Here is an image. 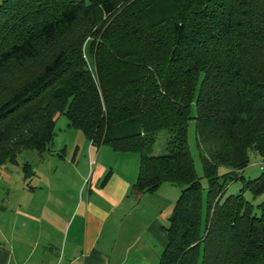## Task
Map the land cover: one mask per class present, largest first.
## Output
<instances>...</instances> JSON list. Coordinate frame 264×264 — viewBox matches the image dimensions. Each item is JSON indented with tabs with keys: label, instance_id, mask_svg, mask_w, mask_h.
Instances as JSON below:
<instances>
[{
	"label": "trees",
	"instance_id": "16d2710c",
	"mask_svg": "<svg viewBox=\"0 0 264 264\" xmlns=\"http://www.w3.org/2000/svg\"><path fill=\"white\" fill-rule=\"evenodd\" d=\"M59 115L139 154L130 194L180 187L159 264H264V202L244 196L264 193V171L242 176L264 157V0H0V166L48 152Z\"/></svg>",
	"mask_w": 264,
	"mask_h": 264
},
{
	"label": "crops",
	"instance_id": "0c3cea01",
	"mask_svg": "<svg viewBox=\"0 0 264 264\" xmlns=\"http://www.w3.org/2000/svg\"><path fill=\"white\" fill-rule=\"evenodd\" d=\"M61 117L55 147L35 156L34 166L13 163V198L0 197V264H159L180 187L130 194L139 154L96 147ZM262 158L253 156L245 179L261 174ZM244 196L264 202V193Z\"/></svg>",
	"mask_w": 264,
	"mask_h": 264
},
{
	"label": "rangeland",
	"instance_id": "374dc122",
	"mask_svg": "<svg viewBox=\"0 0 264 264\" xmlns=\"http://www.w3.org/2000/svg\"><path fill=\"white\" fill-rule=\"evenodd\" d=\"M194 114H195V107H194V105H192L191 106V115L194 116ZM61 118H66V117H65V115H62ZM55 131L57 134L59 133V126L58 125H56ZM168 135H169V133L166 130H161L157 133L156 140H155L153 148H152V154L153 155H161V154L166 152V143H167ZM59 137H60V135H59ZM62 137H63V135H62ZM62 137H60V138H62ZM58 140L56 139V141H55V139H54V143L51 146V148H53L57 145L56 142ZM186 140H187L188 149H189L190 154H191L193 161H194V166H195L196 172H197L198 176L200 177V182H201V185L203 187V198H205L206 187L208 185V181H207V178L203 174L199 148H198L197 142H196V131H195V120H194V118H191L187 124ZM37 155H38V153L36 151L26 150V151H23L21 154L18 155L17 160H18L19 164H22V163L28 161V162L32 163V165L34 166L35 162H33V161L35 159V156L37 158ZM253 156H255V154L251 155L250 163L248 166H250V164L252 163ZM257 156H259V155H257ZM6 166L8 167V172L10 173L11 178L7 179L6 177H3L2 175H0V187H1L0 197H4V196L10 194V197L13 198V166H15V165H13V163H6V164H4V166H1V169L5 168ZM223 171H224V168L223 169L221 168L220 173H222ZM5 184L9 185V191L2 188V186ZM241 185H242L241 180H234V181L230 182L226 187L223 198L227 197L230 194L237 193L238 190L240 189ZM247 198H249V197H247Z\"/></svg>",
	"mask_w": 264,
	"mask_h": 264
},
{
	"label": "built area",
	"instance_id": "2783aa9c",
	"mask_svg": "<svg viewBox=\"0 0 264 264\" xmlns=\"http://www.w3.org/2000/svg\"><path fill=\"white\" fill-rule=\"evenodd\" d=\"M259 168H260L262 171H264V160H261V161L259 162Z\"/></svg>",
	"mask_w": 264,
	"mask_h": 264
}]
</instances>
